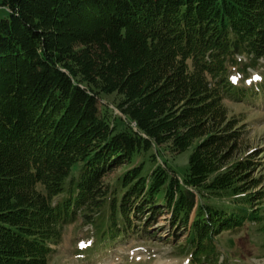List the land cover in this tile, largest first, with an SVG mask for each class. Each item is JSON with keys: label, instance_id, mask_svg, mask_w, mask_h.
<instances>
[{"label": "trees", "instance_id": "obj_1", "mask_svg": "<svg viewBox=\"0 0 264 264\" xmlns=\"http://www.w3.org/2000/svg\"><path fill=\"white\" fill-rule=\"evenodd\" d=\"M0 7V264H48L80 216L105 244L133 230L135 217L134 233L148 235L165 209L195 260L215 257L223 232L259 219L263 197L237 186L258 167L255 155L223 170L220 154L245 133L224 101L258 98L233 79L264 60V0ZM188 150L183 173L164 159ZM147 163L156 165L144 174Z\"/></svg>", "mask_w": 264, "mask_h": 264}, {"label": "rangeland", "instance_id": "obj_2", "mask_svg": "<svg viewBox=\"0 0 264 264\" xmlns=\"http://www.w3.org/2000/svg\"><path fill=\"white\" fill-rule=\"evenodd\" d=\"M7 16V10L0 7V20ZM260 63L262 65L259 70H247L253 79L244 81L243 87L249 86L252 82H258L261 78L264 80V61L260 60ZM105 101L113 108V102L117 100L115 96H106ZM245 102L241 98H231L225 101L226 119L231 121L232 118H236L239 125L244 124L243 132L245 133L241 144L235 150H223L220 155L222 158L227 156L223 170L235 169L240 162H245L255 155L259 162L258 167L244 171L237 180V186L244 190L245 195L263 197L261 201H258L260 202V207H258L260 217L256 216L259 219L247 220L245 225L238 230L226 231L219 235L215 238L216 256L201 257L198 260L199 263L195 261L192 264H264V96L260 99V103L254 100L248 101V99ZM115 114L119 115V112L115 111ZM190 153L191 150H188L176 156L165 151L164 159L173 169L183 173ZM142 159V156L137 157L134 159V164L141 162ZM158 163L162 164L161 161ZM155 165V163H147L144 174L154 169ZM128 167L130 165L119 166L103 177V183L113 185ZM255 180L261 185L251 188ZM148 215L149 211H146L143 219L145 220ZM193 216V214L190 216L188 225L191 224ZM169 218V212L163 209L162 215L156 219L148 231L149 234L146 235L134 233L139 226L137 217H135L131 225L134 227L133 230L130 229L125 236L118 235L108 245L107 243L106 245L99 244L98 248L90 253L80 252V250L91 248L92 244L94 246L96 235L93 233L92 225L85 223L86 220L81 219L80 216L64 227L61 244L56 253L50 257L48 264H188L187 259L184 258L188 253L182 248V244H185L186 233L183 228H178L175 232V228L170 225ZM104 249L106 250L103 251Z\"/></svg>", "mask_w": 264, "mask_h": 264}]
</instances>
